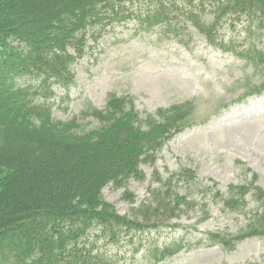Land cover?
<instances>
[{"label": "trees", "instance_id": "16d2710c", "mask_svg": "<svg viewBox=\"0 0 264 264\" xmlns=\"http://www.w3.org/2000/svg\"><path fill=\"white\" fill-rule=\"evenodd\" d=\"M127 22L134 33L163 27L181 44L188 23L209 45L264 66L255 44L264 33V0H0V264H118L99 242L145 247L137 235L161 236L181 206L194 210L172 190V178L156 174L158 190L131 216L118 215L102 196L110 184L144 181L138 166L155 162L171 125L113 95L102 111L89 107L98 123L89 131L79 130L88 122L76 125L77 117L52 118L57 91L67 94L75 84L73 65L102 34ZM223 26L244 33L246 51L216 37ZM259 87L253 93L247 84L246 97L264 82ZM122 200L134 203L126 191Z\"/></svg>", "mask_w": 264, "mask_h": 264}, {"label": "rangeland", "instance_id": "374dc122", "mask_svg": "<svg viewBox=\"0 0 264 264\" xmlns=\"http://www.w3.org/2000/svg\"><path fill=\"white\" fill-rule=\"evenodd\" d=\"M134 32L135 24L127 22L91 44L72 67L74 86L67 94L57 91L52 118L77 117L76 125L88 122L79 130L89 131L98 126L91 107L102 111L111 95L131 100L137 111L171 125L172 137L154 163L139 164L144 181L131 179L119 188L110 184L103 198L118 215L131 216V208L158 190L156 174L162 181L172 178V190L195 207L188 212L181 206L183 213L165 223L169 227L163 226L161 236L137 235L145 247L125 240L99 242L98 248L118 264H264V89L239 103L247 84L253 93L260 91L264 66L209 45L188 23L187 44L163 27ZM217 34L238 53L248 48L239 29L232 33L223 26ZM255 44L264 53V33ZM164 111L168 117L160 115ZM184 171L189 176L179 177ZM125 191L133 204L122 200ZM166 248L169 254L162 258Z\"/></svg>", "mask_w": 264, "mask_h": 264}]
</instances>
